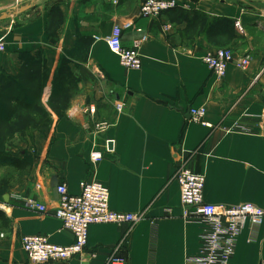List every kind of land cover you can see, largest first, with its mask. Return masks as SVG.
<instances>
[{
	"label": "crops",
	"instance_id": "obj_1",
	"mask_svg": "<svg viewBox=\"0 0 264 264\" xmlns=\"http://www.w3.org/2000/svg\"><path fill=\"white\" fill-rule=\"evenodd\" d=\"M16 1L21 0H0V17L18 11L21 5L17 10L11 5ZM29 1L26 12L0 19V41L6 45L0 82L25 77V55L40 54L52 70L58 56L68 54L78 94L63 117H52L31 139L16 137L7 147L19 159L27 155L31 166L0 198L9 220V228L0 230V264H29L23 237L42 235L57 246L73 243V234L54 216L60 183L73 195L83 181L101 183L111 210L142 219L132 227L92 225L81 258L47 264H106L120 244L117 254L126 264H186L196 257L203 225L184 217L172 180L182 164L204 177L205 203H251L264 210V1L176 0L178 11L151 20L140 16V0H59L55 43L47 32L49 8H33L39 0ZM195 12L208 23L239 22L242 31L235 28L236 38L214 45L208 32L198 34L189 24ZM126 22L133 27L122 32L124 47L148 37L138 50L140 70L122 67L103 41L115 24ZM217 48L230 49L234 59L247 55L249 65L245 70L230 65L216 78L201 57ZM116 103L124 105L121 112ZM90 104L93 122L108 125L94 138L83 111ZM189 108H204L211 128L191 122ZM93 150L102 153L95 164L89 159ZM24 199L46 211L25 208ZM230 264H264V225L243 230Z\"/></svg>",
	"mask_w": 264,
	"mask_h": 264
},
{
	"label": "built area",
	"instance_id": "obj_2",
	"mask_svg": "<svg viewBox=\"0 0 264 264\" xmlns=\"http://www.w3.org/2000/svg\"><path fill=\"white\" fill-rule=\"evenodd\" d=\"M176 0H140L139 14L142 18L156 20L163 13L179 8ZM133 27L126 22L115 24L109 35L103 38L107 48L117 56L119 63L127 70H140L142 60L138 50L147 36L135 40L131 48L121 43L122 32ZM238 32L242 31L239 22L235 23ZM140 31V30H139ZM94 39H97L94 36ZM6 50V45L0 41V54ZM201 62L210 69L218 79H222L230 65L245 70L250 59L247 55L234 59L230 49L217 48L210 50L201 57ZM115 109L121 112L122 103H116ZM88 117L86 128L93 138L106 130L107 123L93 122L95 107L93 104L83 110ZM188 117L191 122L200 123L211 128L204 121V108H189ZM91 126V127H89ZM87 130V129H86ZM92 164L102 160V153L93 150L89 154ZM172 180L179 187L180 205L184 210V217L198 218L202 223L200 234L201 246L196 257L190 258L186 264H230L238 237L246 228L255 230L264 225V210L251 204L244 203L236 206H221L207 204L203 200L204 177L192 172L183 164L178 166ZM80 192L70 194L65 184L56 186L57 206L54 216L63 227L73 234L74 241L69 246L51 244L47 237L42 235L27 236L21 240V248L29 264H47L50 262H66L74 258H81L87 245L88 230L92 225L127 224L134 226L142 219V214L116 212L109 208V191L98 182L83 181L80 183ZM25 208L44 213L46 207L34 200L24 199ZM0 201V210L2 208ZM188 210H191L190 213ZM121 244L110 254L106 264H126L123 257L117 254Z\"/></svg>",
	"mask_w": 264,
	"mask_h": 264
},
{
	"label": "trees",
	"instance_id": "obj_3",
	"mask_svg": "<svg viewBox=\"0 0 264 264\" xmlns=\"http://www.w3.org/2000/svg\"><path fill=\"white\" fill-rule=\"evenodd\" d=\"M56 10L57 5L53 6L48 12L49 17L52 18L48 23L47 32L52 41L55 40L53 27L59 22L54 23L55 19L53 18H55L54 14ZM178 10L179 9L176 8L165 13L176 12ZM188 22L191 27L196 28L198 34L205 35L206 32H208L209 36L212 38L210 41L214 43V45L228 44L232 39L237 37L234 23L229 19H224L222 22L221 20L217 21L211 19L208 23L206 15L195 12L193 18L188 20ZM215 22H221V24L216 26L214 25ZM59 61L61 62L60 70L52 80L53 91L51 93V98L62 95L64 89L72 83V81H70V79H72V73L70 72V56L68 54H63L60 56ZM44 62V58L40 54H37L36 57L25 55L26 70L28 69L25 73V77L20 76L14 79L7 77L4 82H0V166L11 168L13 172L20 174L25 173L28 168H30L31 163L29 157L24 154V156L19 159L7 153L5 144L12 138L11 136L13 134L23 133V131L20 130V126L22 123L29 121L28 118H24L20 125L18 124L19 127L15 128L14 120L20 113H15L14 110H36L37 113H39L37 111L39 108L45 110L44 106H41L40 97L44 94L43 90L47 83L46 80L49 69ZM73 83L75 84V81ZM30 86L34 87L35 90L33 92L30 90ZM65 111L66 110H61L55 113L63 117ZM35 119L37 120L38 117L35 116ZM50 124L51 117L47 115L43 117V121H41L34 130H41L48 127ZM6 192L7 191L0 194L1 199ZM8 228L9 220L5 217L4 213L0 211V230H6Z\"/></svg>",
	"mask_w": 264,
	"mask_h": 264
},
{
	"label": "rangeland",
	"instance_id": "obj_4",
	"mask_svg": "<svg viewBox=\"0 0 264 264\" xmlns=\"http://www.w3.org/2000/svg\"><path fill=\"white\" fill-rule=\"evenodd\" d=\"M59 0H39V1H35L36 4H34L33 8L39 7L38 5H40V7H42L43 9H48L49 10L53 7L56 6ZM31 2L29 0H21V1H16L14 2L12 5V7L17 10L19 8V6L21 5H28ZM57 20H54V23ZM54 26V24H53ZM52 43H55V40L52 41ZM60 56H58L55 67L51 70L47 65H46V60L44 59V64L46 65V67L49 69L48 71V75H47V83L45 85V88L43 90L44 94L40 97L41 100V106H44L45 110H41L40 108L37 110L39 113L36 112V110H27V111H22V110H14L15 113H20L18 117H15L14 120V127L18 128L21 121L24 118H28L29 121H27L26 123H22L20 126V130L23 131V133H15L13 134L11 137V139L5 144V148H6V152L11 154V151H7L8 148L7 147H11L10 142L16 138V137H21V138H29L31 139L32 134L35 131L38 130H34V128L41 122L43 121V117L45 116H50L51 119L52 117H56V118H60L62 116H59L58 114H56L55 112H59L61 110H68L77 94H78V90L76 88V85L73 83L75 81V77L73 75V67L71 66L70 68V72L72 73V79H70V81H72V83H70V85H68L64 91L63 94L57 97H53L51 98V93L53 91V85H52V80L53 78L56 77V74L59 72L60 70V65L61 62L59 61ZM40 61V60H39ZM38 61V62H39ZM41 64V61H40ZM30 90H32V92L35 90L33 86H30ZM37 91V90H36ZM31 92V91H30ZM66 111L64 112L63 115H65ZM35 116L38 117V119H35ZM19 124V125H18ZM21 176L22 174L20 173H15L13 172V170L11 168H7V167H1L0 166V194L4 193L5 191H7L8 189L11 188V186L13 185H17L21 182ZM1 211V210H0Z\"/></svg>",
	"mask_w": 264,
	"mask_h": 264
},
{
	"label": "water",
	"instance_id": "obj_5",
	"mask_svg": "<svg viewBox=\"0 0 264 264\" xmlns=\"http://www.w3.org/2000/svg\"><path fill=\"white\" fill-rule=\"evenodd\" d=\"M261 1H264V0H261ZM31 7H32L31 5L21 6V7L19 8L18 11H16V12H9V13L3 14V15L0 17V19L9 18V17H11L12 14H21V13H24V12H26L27 10H29ZM187 117H188V114H187ZM7 198H8V195H5V196L3 197V200L6 201Z\"/></svg>",
	"mask_w": 264,
	"mask_h": 264
}]
</instances>
